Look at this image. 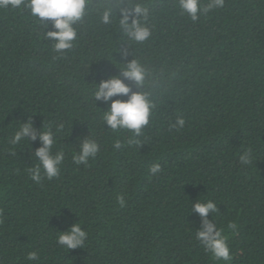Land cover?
Wrapping results in <instances>:
<instances>
[{
  "label": "trees",
  "instance_id": "trees-1",
  "mask_svg": "<svg viewBox=\"0 0 264 264\" xmlns=\"http://www.w3.org/2000/svg\"><path fill=\"white\" fill-rule=\"evenodd\" d=\"M147 2L149 41L129 48L115 26L86 17L62 58L27 11L0 9V264H222L196 239V199L217 203L208 218L225 230L229 264H264V0H225L196 22L177 0ZM132 58L145 65L143 90L156 104L140 136L106 129L108 105H94L90 92ZM178 116L185 126L170 129ZM28 119L50 128L53 153H65L53 180L37 184L27 171L38 139L9 143ZM87 135L100 151L77 166L72 155ZM246 149L253 163L242 166ZM75 222L87 240L67 250L56 237ZM31 251L37 260L26 258Z\"/></svg>",
  "mask_w": 264,
  "mask_h": 264
},
{
  "label": "clouds",
  "instance_id": "clouds-1",
  "mask_svg": "<svg viewBox=\"0 0 264 264\" xmlns=\"http://www.w3.org/2000/svg\"><path fill=\"white\" fill-rule=\"evenodd\" d=\"M225 0H177V6L182 15L196 22L201 16H206L214 9L222 8ZM0 9H17L27 11L29 16L40 30L38 37L44 41H51V50L54 58H62L71 51L75 42L79 39L78 25L89 18L90 23L113 27L122 34L129 45H142L149 41L153 34L154 26L150 24L152 9L147 0H0ZM51 25L52 30H47ZM130 48V47H129ZM130 53L125 50V57ZM117 74L101 79L99 83H91V99L94 105L102 101L108 105L105 110L100 109V120L106 129L113 132L127 130L133 136H140L152 117L156 104L153 102L152 93L143 90L148 86L146 78L149 73L138 58H132L115 66ZM89 68V66H88ZM128 81L130 83H125ZM135 86V91L133 87ZM115 98V99H113ZM96 107V106H95ZM99 109V108H98ZM185 126V119L178 116L169 125L170 129L179 130ZM62 127V126H61ZM60 129L58 128L57 131ZM39 140L41 146L33 153L36 163L28 168L30 179L39 184L42 179L53 180L61 170L65 159L63 150L53 153L56 144L55 133L50 128L34 129L30 119L19 123L9 138V143L15 147L21 141ZM78 150L72 155L73 162L79 166H87L89 159H94L100 151V145L96 139L90 136L78 138ZM139 143L129 140V144ZM113 147L119 149L122 144L114 141ZM242 166L253 163L250 149H246L239 156ZM161 171L159 163H153L149 168L152 175ZM121 208L125 206L122 196L117 197ZM190 211L200 217V228L196 230V239L202 245L206 253L215 262L229 264L233 259L227 243L225 230L219 228L209 214L218 212V205L209 199L204 202L195 200L191 202ZM228 229L236 230L237 225L229 222ZM57 243L67 250L83 248L87 240V232L82 229L79 222L71 224L66 231H58ZM29 261L38 259V254L31 251L26 257Z\"/></svg>",
  "mask_w": 264,
  "mask_h": 264
}]
</instances>
